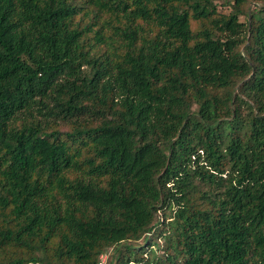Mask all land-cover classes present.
Masks as SVG:
<instances>
[{
	"label": "trees",
	"instance_id": "obj_1",
	"mask_svg": "<svg viewBox=\"0 0 264 264\" xmlns=\"http://www.w3.org/2000/svg\"><path fill=\"white\" fill-rule=\"evenodd\" d=\"M217 1L0 0V264H264V0Z\"/></svg>",
	"mask_w": 264,
	"mask_h": 264
},
{
	"label": "rangeland",
	"instance_id": "obj_2",
	"mask_svg": "<svg viewBox=\"0 0 264 264\" xmlns=\"http://www.w3.org/2000/svg\"><path fill=\"white\" fill-rule=\"evenodd\" d=\"M228 1L232 0H218L217 3L219 6V10L229 13L231 11V8L226 4ZM241 21H245V19L241 17Z\"/></svg>",
	"mask_w": 264,
	"mask_h": 264
},
{
	"label": "built area",
	"instance_id": "obj_3",
	"mask_svg": "<svg viewBox=\"0 0 264 264\" xmlns=\"http://www.w3.org/2000/svg\"><path fill=\"white\" fill-rule=\"evenodd\" d=\"M106 258H107V256H106V255H103V256L101 257V261H100L99 264H105V262H106Z\"/></svg>",
	"mask_w": 264,
	"mask_h": 264
}]
</instances>
